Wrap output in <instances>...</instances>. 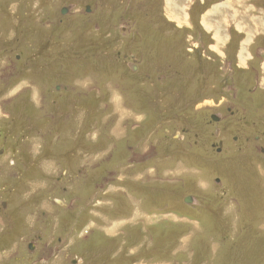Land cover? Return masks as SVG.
Returning a JSON list of instances; mask_svg holds the SVG:
<instances>
[{"label":"rangeland","instance_id":"1","mask_svg":"<svg viewBox=\"0 0 264 264\" xmlns=\"http://www.w3.org/2000/svg\"><path fill=\"white\" fill-rule=\"evenodd\" d=\"M169 1L0 0V264H264V0Z\"/></svg>","mask_w":264,"mask_h":264},{"label":"flooded vegetation","instance_id":"2","mask_svg":"<svg viewBox=\"0 0 264 264\" xmlns=\"http://www.w3.org/2000/svg\"><path fill=\"white\" fill-rule=\"evenodd\" d=\"M251 124V123H250ZM3 137V136H2ZM6 137V136H5ZM263 136H256L253 138V140L258 143V142H261V139H262ZM236 139V138H235ZM245 140L247 141V137L245 138ZM264 149V148H263ZM0 151H2V148H0ZM14 151V149H13ZM264 151V150H263ZM261 154H264V152L261 151ZM7 207V202L5 201H2L1 204H0V211H4ZM7 212V211H6ZM11 229H12V225H11ZM13 230V229H12ZM34 247L33 243L30 242L28 244V249L29 250H32ZM48 253H51L50 251ZM17 261H21L20 263H16ZM36 262H38L37 260H34ZM33 261H31L30 263H32ZM13 263H16V264H24V255H15L13 256V261H12V264ZM42 264H47L46 262L42 263ZM69 264H82V260L81 259H78L77 257L75 258H71L69 260Z\"/></svg>","mask_w":264,"mask_h":264},{"label":"bare ground","instance_id":"3","mask_svg":"<svg viewBox=\"0 0 264 264\" xmlns=\"http://www.w3.org/2000/svg\"><path fill=\"white\" fill-rule=\"evenodd\" d=\"M169 2H171L172 3V5H169V7L170 8H172L173 10H174V12H176L175 11V9L173 8V4H174V2H172L171 0L169 1ZM243 5H244V3H243ZM175 6V5H174ZM181 6V5H180ZM183 6V5H182ZM85 7V6H84ZM177 7V6H176ZM181 9V8H180ZM180 9H179V15L177 14L178 13V11L175 13V15L174 16H172V17H170L171 19H173V20H175V22H178V23H183V21H184V19H183V16H181V12H180ZM247 9V8H246ZM171 10V9H170ZM184 10V9H183ZM212 12H214V11H212ZM222 13V12H221ZM169 15H171V13L169 14ZM185 22V21H184ZM185 24V23H184ZM193 26V25H192ZM208 27H210L211 28V26H209L208 25ZM218 30V29H217ZM227 70V69H226ZM233 70V69H232Z\"/></svg>","mask_w":264,"mask_h":264},{"label":"water","instance_id":"4","mask_svg":"<svg viewBox=\"0 0 264 264\" xmlns=\"http://www.w3.org/2000/svg\"><path fill=\"white\" fill-rule=\"evenodd\" d=\"M66 12H67V9L66 8H62L61 9V13H66ZM86 12H89V8L88 7L86 8ZM211 120L218 121V118H217L216 115L213 114V115H211ZM217 151H220V149L218 148ZM184 201L185 202H191V198L190 197H186V198H184Z\"/></svg>","mask_w":264,"mask_h":264}]
</instances>
